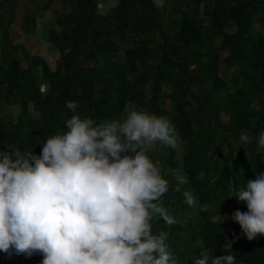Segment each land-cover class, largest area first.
I'll return each instance as SVG.
<instances>
[{
    "label": "trees",
    "instance_id": "1",
    "mask_svg": "<svg viewBox=\"0 0 264 264\" xmlns=\"http://www.w3.org/2000/svg\"><path fill=\"white\" fill-rule=\"evenodd\" d=\"M200 1H184L186 8L179 9L169 33L153 0H117L104 14L98 13V0H63L64 10L57 18L60 30L51 32L61 56L55 68L43 64L47 91L41 90L33 66L23 67L0 15L4 35L0 113L7 106L21 108L15 122L9 115L0 116V151H13L9 148L13 145L15 150L38 155L47 137L66 130L65 120L74 114L66 107L67 101L77 103L76 114L98 123L119 119L129 103L164 115L175 129L177 148L161 145L150 155L159 161L169 183L162 206L190 211L183 229L186 236L182 237L190 264L205 248L213 249L214 255L227 254L222 247L227 239L233 241L235 264H264V235L251 241L244 236L231 215L237 209L246 211V205L235 196L227 197L264 171V149L257 152V141H251L244 164L235 162L232 154L234 144L247 147L239 140L241 131H247L252 140L264 131V33L257 26L264 22V0H204L199 12ZM197 16L206 17V21L202 23ZM230 26H234L232 31L227 30ZM151 32L161 37L152 49L146 35ZM126 37H131L132 43L122 48V61H116ZM216 40L218 48L226 52L223 58L218 55ZM82 57L92 63L86 65ZM220 61L226 68L235 67L237 74L232 79L225 123L219 116L221 101L211 96L226 87L218 73ZM146 82L149 89L144 92ZM163 83L172 89L167 96L173 101V111L162 105L159 90ZM192 85L207 90L194 96ZM247 90L262 96L257 111L249 109ZM192 97L197 104L189 111L188 98ZM31 102L37 116L30 112ZM217 151L225 152L223 165L213 163L212 154ZM177 186L180 191L175 190ZM185 190L196 198L195 207L184 202ZM222 195L219 212L227 214L223 222L213 220L211 211L213 201ZM201 205L207 210L201 211ZM165 231L168 225L158 219L153 232ZM42 259L39 254L9 257L0 252V264H40Z\"/></svg>",
    "mask_w": 264,
    "mask_h": 264
},
{
    "label": "clouds",
    "instance_id": "2",
    "mask_svg": "<svg viewBox=\"0 0 264 264\" xmlns=\"http://www.w3.org/2000/svg\"><path fill=\"white\" fill-rule=\"evenodd\" d=\"M66 107L74 113L66 130L47 137L38 155L0 151V252L39 254L40 264H178L167 233L153 232L158 219L180 223L162 206L169 183L150 155L157 142L177 148L169 119L132 106L119 119L98 123L76 114L75 101ZM251 139L240 132L242 144ZM257 144V152L264 149V131ZM231 196L246 205L231 215L244 236L264 235V171ZM183 197L196 206L191 192ZM232 243L222 245L227 254L202 249L193 264H235Z\"/></svg>",
    "mask_w": 264,
    "mask_h": 264
},
{
    "label": "rangeland",
    "instance_id": "3",
    "mask_svg": "<svg viewBox=\"0 0 264 264\" xmlns=\"http://www.w3.org/2000/svg\"><path fill=\"white\" fill-rule=\"evenodd\" d=\"M185 0H153L154 5L159 9L160 12V20L162 21L164 27L166 28V30L171 33L172 30L174 29L173 27V21L175 20V18H177L179 16V9L180 10H185ZM117 2V0H98V4H97V8H98V13H106L108 11V9L110 7H112L115 3ZM204 3V0H201L198 3L197 9L200 12L202 10V5ZM198 19L201 20L202 23H204L206 21V17L204 16H197ZM257 26H259V29L262 33H264V22L260 23L257 22ZM234 29V26H230L227 27V30L232 31ZM254 30V28H253ZM131 37H133L134 35L129 34ZM149 42L147 43L148 47L150 49L154 48L156 45H159L161 42V37L159 35V33L156 32H151L146 34ZM131 37H126L125 42L120 44V49L118 51V55L115 58L116 61H122V48L129 46L132 43V39ZM215 46L216 49L218 51V55L220 58H223L226 54V52L224 50H221L218 48V40L215 41ZM83 60H85L83 63H85L86 65L91 64L92 60H90L89 58H84L82 57ZM81 59V58H80ZM155 58L152 59V61H154ZM25 62L22 61V65L25 66ZM37 73V82L40 85V88L42 91H47L49 88V83L47 81H45V79L42 78V74L38 72V70H35ZM218 73L221 76V78H223L226 81V87L224 89H220L217 92H212L211 96L212 99H219L222 103V107L220 109V118L221 121L223 123H225L227 121V116H228V112H229V94L232 91V87L231 84L232 79L233 78H237V74H236V68L235 67H230V68H226L224 67L223 63L220 61L218 62ZM149 89V83L146 82L144 84L143 87V91L147 92ZM192 93L194 94V96H200L202 94V92H206L207 87L206 86H201L199 88V90H197L196 86L191 87ZM172 89L169 85H167L166 83H163L160 87L159 90V96L162 102V105L164 106V108L167 111H173V101L171 100V98L169 96H167V94L171 93ZM247 99H248V106L250 111H257L260 107V100H262V96L260 95V93H252L249 90H247L245 92ZM188 97V95L186 96V98ZM195 98H188V105H187V109L189 111H191V109L194 108V106L197 104V101L194 100ZM30 112L32 115L37 116V113L34 109V105L33 103H28ZM134 106V104H127V106L125 107V109ZM1 107V106H0ZM21 110L20 107L17 106H12V107H3L0 116H4V115H9V119L13 122L16 121V114ZM257 138H254L253 140L251 139V141H257ZM242 144V143H241ZM160 144L157 142L151 149L150 153L152 152H157L160 149ZM252 146V144H247L246 148H243V145H239V144H234L232 147V154H233V159L235 162L240 163V164H244L242 160H244V158L248 157V153L250 150V147ZM10 149H12L13 151L15 150L14 146L11 145L9 146ZM213 158H214V162L216 161L219 163H222V165L225 163L226 161V155L225 152L222 151H217L215 153L212 154ZM177 158H180V153L177 154ZM203 173H200V176H202ZM224 195H222V198L213 201L212 205H211V211L213 213V220H217V219H221V217H219L218 214H220L221 216L227 215L226 213L221 214V212H219V206L222 203V199H223ZM167 211L176 216V218L180 221V223L178 225H172L169 226L168 225V231L164 232L167 233V243L170 246V249L176 254L177 258H178V264H190L191 263V259L190 257L187 258V254H186V246L184 245V241H183V236H186V232L183 231L184 228H186V218L190 217V211H187L186 213H182L180 212V208L179 207H173V208H169L167 209ZM224 220H222L223 222ZM171 227L174 228V230H171ZM173 231V233L171 232Z\"/></svg>",
    "mask_w": 264,
    "mask_h": 264
},
{
    "label": "crops",
    "instance_id": "4",
    "mask_svg": "<svg viewBox=\"0 0 264 264\" xmlns=\"http://www.w3.org/2000/svg\"><path fill=\"white\" fill-rule=\"evenodd\" d=\"M63 10V0H0V15L21 60L26 63L23 67L33 66L41 74L43 64L56 67L61 52L51 40V32L60 30L57 18ZM3 43L0 26V55Z\"/></svg>",
    "mask_w": 264,
    "mask_h": 264
},
{
    "label": "built area",
    "instance_id": "5",
    "mask_svg": "<svg viewBox=\"0 0 264 264\" xmlns=\"http://www.w3.org/2000/svg\"><path fill=\"white\" fill-rule=\"evenodd\" d=\"M23 1L29 2L30 0H23Z\"/></svg>",
    "mask_w": 264,
    "mask_h": 264
}]
</instances>
